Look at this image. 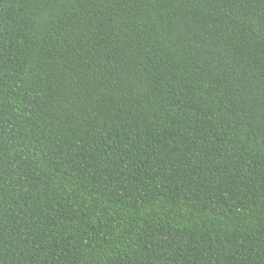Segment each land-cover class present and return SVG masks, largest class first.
Returning a JSON list of instances; mask_svg holds the SVG:
<instances>
[{
    "label": "trees",
    "instance_id": "16d2710c",
    "mask_svg": "<svg viewBox=\"0 0 264 264\" xmlns=\"http://www.w3.org/2000/svg\"><path fill=\"white\" fill-rule=\"evenodd\" d=\"M0 264H264V0H0Z\"/></svg>",
    "mask_w": 264,
    "mask_h": 264
}]
</instances>
